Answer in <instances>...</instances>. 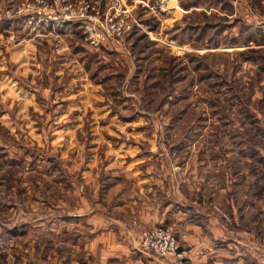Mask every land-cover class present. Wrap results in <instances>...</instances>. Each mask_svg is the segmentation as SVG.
I'll return each mask as SVG.
<instances>
[{
	"label": "rangeland",
	"instance_id": "obj_1",
	"mask_svg": "<svg viewBox=\"0 0 264 264\" xmlns=\"http://www.w3.org/2000/svg\"><path fill=\"white\" fill-rule=\"evenodd\" d=\"M263 23L264 0H0V264H191L213 218L264 264V215L234 228L224 191L264 203Z\"/></svg>",
	"mask_w": 264,
	"mask_h": 264
},
{
	"label": "crops",
	"instance_id": "obj_2",
	"mask_svg": "<svg viewBox=\"0 0 264 264\" xmlns=\"http://www.w3.org/2000/svg\"><path fill=\"white\" fill-rule=\"evenodd\" d=\"M259 34V35H258ZM253 37V39L251 40V42L249 43L252 48H249L250 52H256V53H264V52H260L261 50L264 49V42H260L259 39L264 38V23L261 24V26L258 28L257 33H255ZM246 46H242L240 45V47H236L232 48L231 50L234 49L233 52H242V51H246L243 50L242 48H244ZM258 51V52H257ZM264 54H262L263 56ZM250 62V61H249ZM251 63V62H250ZM260 63V60H256L253 61V64H257ZM252 64V65H253ZM257 70L256 71H261L264 70L263 66H257ZM253 67V66H252ZM261 69H260V68ZM260 159H264V158H260ZM264 178V176H262ZM231 184H237V180H233L231 181ZM234 185L230 188H227V190L225 189L224 191H228V203H226V205L229 207L231 214L233 216V226L234 228L239 229L240 225L237 222V216H240V214H249V215H255V214H261L264 215V203L257 202L255 198H257V195L255 196L254 193L250 194L249 198H246L247 203L245 204H241L240 198L238 197L236 192L234 191ZM236 216V219H235ZM212 223H211V222ZM216 219H209V223H211L210 225H212V230H206L204 229V234L201 237V240H189L187 242V245L189 247H191L192 249L195 250H200L201 254H196V255H201L196 256L194 255V259L191 260V264H219V262L221 261V259L225 260V251L224 248H226L225 246L227 245L228 249L231 250V245L233 246V248L235 249V251L233 252L234 254V259H237L239 261L245 260V264H257L258 262H256L257 260H253L251 259L252 256H247V257H243L244 254V250H246L245 248H249L251 251V254L254 255L255 252V248L253 247V244L250 241V234L246 233V235L242 234L240 232V230L236 231V233H232L233 231H225L221 226H220V222L219 220L217 221V223H215ZM232 236L237 239L233 240ZM221 237V239H220ZM231 240V241H230ZM230 242V243H229ZM226 244V245H224ZM236 244V245H235ZM244 246V248H243ZM123 255H126L123 252ZM136 255V256H135ZM255 256V255H254ZM256 257V256H255ZM126 261H130L129 256L126 255ZM123 257H121V259H124ZM135 259V261H137V264H147L148 260H153V258H147L145 257L143 254L139 255L138 253L134 254L133 257ZM197 258V259H196ZM111 259H117L116 257L113 256H108L107 260H111ZM197 260V262L195 261ZM213 260V261H212ZM153 262V261H152ZM176 264V259L175 260H165L164 262L158 263V264ZM212 262V263H211ZM151 264V263H150ZM154 264H157L156 262ZM239 264V263H238ZM259 264V263H258Z\"/></svg>",
	"mask_w": 264,
	"mask_h": 264
},
{
	"label": "built area",
	"instance_id": "obj_3",
	"mask_svg": "<svg viewBox=\"0 0 264 264\" xmlns=\"http://www.w3.org/2000/svg\"><path fill=\"white\" fill-rule=\"evenodd\" d=\"M144 245L147 249L156 252L159 256L166 253H175L179 247L174 243V239L170 234H166L162 229L156 232H147L144 235Z\"/></svg>",
	"mask_w": 264,
	"mask_h": 264
},
{
	"label": "trees",
	"instance_id": "obj_4",
	"mask_svg": "<svg viewBox=\"0 0 264 264\" xmlns=\"http://www.w3.org/2000/svg\"><path fill=\"white\" fill-rule=\"evenodd\" d=\"M252 53H255V52H252ZM264 60V56H256V55H254V57H252L251 59L249 58V60H253V61H255V60Z\"/></svg>",
	"mask_w": 264,
	"mask_h": 264
}]
</instances>
